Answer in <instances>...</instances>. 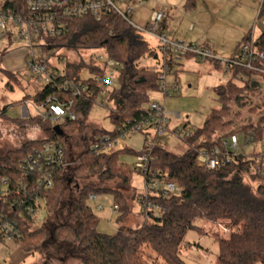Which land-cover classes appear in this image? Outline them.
Listing matches in <instances>:
<instances>
[{"label": "trees", "instance_id": "obj_1", "mask_svg": "<svg viewBox=\"0 0 264 264\" xmlns=\"http://www.w3.org/2000/svg\"><path fill=\"white\" fill-rule=\"evenodd\" d=\"M185 7L186 10H192L195 1L187 0ZM259 16L264 18V1ZM66 24L67 33L47 40L48 45H71L83 50L102 49L108 58L122 66L110 94V100L115 105L110 114L114 129L109 132L94 129L87 148L72 159L73 178L84 180L94 177L101 185H86L77 195L71 193L66 197V178L60 168L54 173L52 189L40 187L32 193L34 187H31L23 194L18 189L24 160L48 141L62 143L64 136H58L54 128L50 127L52 124H43L37 117L26 121L41 124L47 137L27 141L20 148L0 156V218L16 225L19 233L16 244L19 249L25 254H34L42 253L54 245L68 251L70 256L73 254L81 264H157L158 261L163 264H187L181 257L184 237L189 230H199L197 222H204L229 234L226 238L218 233L215 236V241L219 243L218 264H264V183L254 191L243 177L250 173L252 162L242 157L214 171L195 166L198 152L202 148L212 149L219 145L222 137L241 133L245 140L251 137L253 143L263 140L264 99L258 109L249 108L251 116L247 122L242 119V110L251 107L253 101L263 95L248 80L243 85L237 84L240 81L239 73L246 77L249 74L242 70L232 71L229 83L216 90L222 108L213 110L202 128L193 129L186 152L177 155L159 146L154 149L153 169L160 171L182 189L177 196L165 200L155 199L166 209L163 217L145 221L141 228L135 230L127 229L112 236L103 235L97 231L99 220L88 205L89 197L111 196L119 207L117 221L122 223L128 214L125 193L129 192L132 172L129 165L120 162V155L133 153L138 156L140 152L114 149L98 153L92 146L98 138L115 137L123 123L140 119L142 107L152 100V94L158 92L159 85L158 74L140 67L139 62L146 56L154 57L155 53L142 35L112 11H108L100 21L92 16H84L66 20ZM256 46L264 51V34L256 40ZM3 55H0V70L10 80H14L10 73L1 68ZM215 66L219 68L217 64ZM85 68L81 64L65 63L54 83L24 100H32L36 105L50 96L72 100L73 110L79 113L80 120L65 124L72 125L71 133H82L87 127L89 112L100 94L99 83L93 78L84 80L89 84L90 92L77 97L70 91L65 92L62 86L66 81H71L76 87L81 82V72ZM88 70L92 75L100 72L92 62ZM230 102L238 109L234 114ZM5 111L6 108L2 110V116ZM14 122L22 124L18 120ZM216 135L219 139L215 138ZM64 149L68 157L67 146ZM4 179L9 182L6 188L2 183ZM116 180V188L104 186ZM5 192L8 193L6 197ZM35 193L41 200L38 207L35 206ZM65 205L70 214L64 218ZM41 211L51 216V223L37 224ZM72 215L76 225L69 223Z\"/></svg>", "mask_w": 264, "mask_h": 264}, {"label": "built area", "instance_id": "obj_2", "mask_svg": "<svg viewBox=\"0 0 264 264\" xmlns=\"http://www.w3.org/2000/svg\"><path fill=\"white\" fill-rule=\"evenodd\" d=\"M119 1L0 0V40H5L9 44L22 43L26 46L22 52L25 58V67L36 77L37 82L44 84V87L54 83L59 72L63 69L58 70L51 67L46 56L42 60L36 61L33 57V42L41 40L47 44V40L65 35L67 33L66 20L92 16L95 20L100 21L108 11H112L144 38L148 37L155 41V47L149 46L155 56H146L140 60L146 61V64L142 65L140 62L139 64L145 70L158 74L159 93L162 95L164 103L150 101L142 107L140 119L123 123L115 137L98 138L92 146V149L98 153H105L116 149L120 140H126L135 134L144 136V144L137 156L135 170L143 176L144 189L139 195L138 202L144 220L149 221L161 219L166 211L165 207H162L155 199L165 200L179 195L182 191L179 185L168 180L164 174L152 167V163L155 161L153 151L158 146L157 140L167 133H171L175 142L188 147L187 141L193 134V130L189 127L177 125L182 120L179 113H170L166 110L165 101L169 97H174V94L179 91L176 77L177 68L187 58L202 63L212 62L231 73L235 70L246 71L249 77L239 73V80L257 82L264 87V51L256 46L255 39L248 38L238 45L233 57L218 58L208 46L171 39L161 34L159 29L164 20V15L161 12H153L145 25L136 24L132 20L134 7L122 12L118 7ZM149 60H152L154 64L149 65ZM92 65L100 71L98 75L91 77L99 83L100 96L115 85L122 66L108 58L107 55L94 57ZM169 77H173L172 82L168 81ZM62 87L65 92L70 91L75 97L84 92H90L89 84L84 80H81L76 87H73L71 81H66ZM35 112L36 117L43 124H65L80 120L79 113L73 110L72 100L60 99L55 96H50L43 103L36 105ZM2 113L0 110V116ZM173 123L176 124L174 128ZM221 140L219 145L212 149L202 148L198 152L195 161V166L198 169L214 171L227 167L243 157L245 161L252 162L250 173L244 176L264 179V137L261 149L251 155H246L242 151L239 134L228 135L222 137ZM246 142L253 144V139L251 137L246 139L245 144L249 145ZM72 167L73 162L68 160L64 145L58 141H48L22 163L18 192L25 194L26 189L31 187H34L32 193L40 187L52 189L56 170L62 168V173L65 176V171ZM2 183L6 188L9 182L4 179ZM4 195L6 197L8 193L5 192ZM99 198L100 196L90 195L89 200L96 201ZM40 204L41 200L36 194L35 206L38 207ZM96 208L99 211L104 209L101 204ZM118 209L119 207L114 203L110 208L113 212ZM18 236L16 225L0 218V244L19 249L16 244Z\"/></svg>", "mask_w": 264, "mask_h": 264}, {"label": "rangeland", "instance_id": "obj_3", "mask_svg": "<svg viewBox=\"0 0 264 264\" xmlns=\"http://www.w3.org/2000/svg\"><path fill=\"white\" fill-rule=\"evenodd\" d=\"M166 1L167 0H121L118 7L122 12H126L129 8L135 7L136 4H142L143 8L136 5L135 13H133V15L136 14L137 16H132L133 22L137 23L148 16V10H159V8H161V3L162 5H165ZM183 6L180 7L179 10L170 9L167 13H165L163 9L162 11L166 16H169V13H171L170 18L175 20L178 24L184 20L180 27V34H183L184 37L188 38L194 36V34L202 35L207 32L206 30L209 27V16L206 14L205 10L203 11V9H201L196 16H194L195 19H192L191 17H184L186 12L183 9ZM190 25L195 26L193 32L189 30ZM144 39L151 48L156 46L153 39L148 37H145ZM25 47L26 46L22 43L9 44L5 40H0V55L1 53H9L14 56H19V53H21V50L23 52ZM105 55L106 54L102 49L83 50L71 45H48L41 40H35L33 42V57L36 61H40L46 56L49 59L51 67L58 70H62L67 62L81 64L83 68L86 67L81 72V80H88L92 77V74L87 69L90 62H93V58ZM145 62L146 61H142V65H145ZM152 64H154V62L149 60V65ZM4 67L1 65V68L6 70ZM177 71L178 74L176 77L180 89L174 94V97H169L167 99L166 110L170 113H179L182 116L179 126L183 127L187 124L192 130L200 129L203 127L207 116L213 110H219L222 108V104L216 95V90L229 83L232 73L225 71L220 67L218 68L214 63L209 62H185L184 70L182 71L180 67H178ZM16 76L21 82L20 85L19 83L10 80L0 70V108L1 110L5 107L8 108L5 115L9 119H25L28 116L36 114L32 105L20 104V101L35 94L37 90L43 88L44 84L39 81L37 82L35 79L36 77L26 68L22 71L16 72ZM168 81L172 82L173 77H169ZM243 81L246 82V80ZM241 83L243 82L239 81L237 84ZM10 86H12V88H10ZM262 92L263 95H259L258 98L253 101L251 107L242 110L241 114L244 122H247L249 116H251L249 108L258 109L260 107V104L264 99V91ZM152 101L163 104V97L160 94H153ZM229 106L231 107L233 114L238 111L233 102H230ZM114 109L115 105L110 101L109 93L105 92L98 96L96 102L92 106L87 118V127L82 133H71L72 125L70 124L66 125L58 123L50 126L51 128H55L56 126L62 128L64 136L61 142L64 146H67L69 161L72 162V159L76 155L87 148L89 145V138L93 134L94 129H101L108 132L114 129V126L110 121V114ZM172 126L174 128L176 124H173ZM0 130V156L4 155L9 150L18 149L27 141L44 139L48 135L45 128L38 122L32 124L25 121L20 125L11 124L6 121L5 117L0 118ZM239 139L242 145V151L246 155L258 152L263 145L262 141L246 145V140L243 135H239ZM143 144L144 136L142 134H135L126 140H120L116 150L130 149L137 153L142 150ZM157 145L177 155H182L187 151L185 145L178 144L172 139L171 133H167L164 137L159 138L157 140ZM120 162L129 165L132 172L130 189L129 192L126 191L125 193L127 198L125 201L129 212L124 221L119 223L117 221L119 212H113L110 210L114 203L111 196L102 195L96 201L88 200V205L99 220L97 231L107 236H112L127 229L135 230L141 228L145 222L139 204L136 200H133V193L138 196L144 189L143 176L135 171L137 156L133 153L121 154ZM243 177L245 183L254 191L257 190L259 185L264 183L263 180L255 179L249 175ZM65 178L68 188L66 191V197L71 193H73L74 196L77 195L79 190L86 185H101V183H99L94 177H89L84 180L73 178L71 175V168L65 171ZM117 183L118 181L116 180L114 182L106 183L104 186L108 185L109 187L116 188ZM100 204L104 207L101 211L96 208L97 205ZM64 208L63 211L65 212V218L70 214V211L67 209V205H65ZM50 218L51 216L46 211H43L39 216L38 223L41 225L51 223ZM69 223L76 225V219L73 215L71 216ZM196 226L199 230H189L184 237L181 248V257L187 264H218L219 243L215 241V236L218 233L223 238H226L229 234L224 232L221 228L209 223L197 222ZM72 255L70 256L68 251H64L54 245L45 249L42 253L35 252L34 254H23L22 252H18V249L15 247L0 244V264H10L11 261L14 262V264H19L16 262L19 258H22L23 262L20 264H81L80 261ZM152 256L155 257L154 255ZM145 260H148L147 257H145ZM148 261L150 262V260ZM157 264L163 263L158 261Z\"/></svg>", "mask_w": 264, "mask_h": 264}, {"label": "crops", "instance_id": "obj_4", "mask_svg": "<svg viewBox=\"0 0 264 264\" xmlns=\"http://www.w3.org/2000/svg\"><path fill=\"white\" fill-rule=\"evenodd\" d=\"M194 1H195V7L192 10H186L185 5H186L187 0H174V1L167 0L165 2V5L164 4L162 5L161 3L160 5L161 8H159V10L158 9L148 10V16H146L145 19H143L140 22H137L136 24L145 25L149 21V18L153 12H161L164 15V20L160 28L161 34H164L171 39L182 40V41L189 42V43H195L199 45L208 46L210 47V49L212 50L213 54L216 57L222 58V59L233 57L235 55L238 45L244 40L248 38H253L257 40L259 37H261L264 34V18H260L259 16L264 0H194ZM120 2L121 0L119 1V3ZM137 6H139L140 8H143L142 4L141 5L139 4ZM182 6L186 12L184 17L185 16L191 17L192 19H195L194 16H196V14L201 9H203V11L205 10L206 14H208L209 16V21H208L209 27L206 30L207 32L203 33L202 35L194 34V36H190L188 38L184 37L183 34L182 35L180 34L181 32L180 27L182 26L184 20H182L178 24L177 22H175V20L170 18L171 13H169V16H166L165 13H167V11L170 9L179 10V8ZM135 7H134V11H135ZM162 9L165 13L162 11ZM132 16H137V15L134 14ZM189 30L193 32L195 30V26L190 25ZM141 62L142 61H140V63ZM185 62L197 63V61H195L192 58L185 59V61L180 65V69L182 71L184 70ZM209 63H212V62H209ZM1 65L3 67L5 66L4 68L6 69V71L14 77L13 81L15 83H19L20 85L21 82L18 80L16 76V72L22 71L26 68L25 58H24V54L22 53V51L21 53H19V56H14L9 53H6V54L4 53ZM214 65L216 64L214 63ZM240 82L244 83L243 80H240ZM243 83L238 84V85H243ZM257 87L261 91H264V87H262L260 83H258ZM10 88H12V86H10ZM43 88H41L40 90H42ZM112 88L113 87H111L107 91L109 93V98H110ZM40 90H37L36 93H38ZM35 94L30 95V96H34ZM153 94H160L159 90L158 92L153 93ZM166 101H165V105H166ZM163 103H164V100H163ZM23 104L32 105L35 111L36 104L33 103L32 100H24ZM7 109L8 108H6V111L4 112L3 116L2 115L0 116V118L5 117L6 121H8L11 124H17L14 122L15 120H18L19 122L24 123L25 121H28L36 117V115H33V116H28L25 119H9L5 115V113L7 112ZM184 127H189V126L185 124ZM0 135H1V130H0ZM239 135H242V134L240 133ZM217 137L218 136L216 135L215 138ZM133 195H135L133 200H136L137 203L139 204L138 199H139L140 194L136 196V194L133 193ZM140 211H141V207H140ZM143 219H144V215H143ZM18 252H22V251L18 249ZM16 262H18L19 264L23 263L22 258H19L18 260H16ZM10 264H14V262L11 261Z\"/></svg>", "mask_w": 264, "mask_h": 264}, {"label": "water", "instance_id": "obj_5", "mask_svg": "<svg viewBox=\"0 0 264 264\" xmlns=\"http://www.w3.org/2000/svg\"><path fill=\"white\" fill-rule=\"evenodd\" d=\"M253 86H258V83H257V82L253 83ZM54 131H55V133H56L58 136H63V135H64V133L61 131V129H60L59 126H56V127L54 128Z\"/></svg>", "mask_w": 264, "mask_h": 264}]
</instances>
